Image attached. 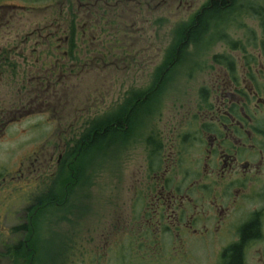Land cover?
I'll return each instance as SVG.
<instances>
[{
    "label": "flooded vegetation",
    "instance_id": "af4514ba",
    "mask_svg": "<svg viewBox=\"0 0 264 264\" xmlns=\"http://www.w3.org/2000/svg\"><path fill=\"white\" fill-rule=\"evenodd\" d=\"M11 1L0 0V33L9 35L0 36L5 40L0 44V77H15L19 102L16 108H0V141L13 139L5 130L20 123L29 124V134L35 138L30 155L13 168L0 165V264H32L40 217L54 216L66 206L70 180L62 185L56 176L71 179L72 164L81 151L109 148L103 142L109 136L117 141L110 145L112 156L120 155L116 143L140 136L144 140L145 167L136 177L139 186L129 228L122 236L146 264H169L174 255L183 263L184 255L203 243L218 247L215 264H227L231 249L241 245V264H247L250 251L264 245V65L256 66L260 57L252 55L238 68L231 55L215 54L216 68L210 70L199 99L176 122L159 126L154 115L160 108L155 93L171 80L172 74H165L154 89L150 83L144 93L128 90L114 109L106 108L92 118L81 115L74 123L71 117L64 119L68 124L61 129L63 118L55 96L84 66L97 68L109 59L100 51H82V46L111 42L107 28L126 8L131 21L124 30L134 37L142 33L141 22L148 20L144 12L154 10L152 2L64 0L56 13V0ZM40 9L48 11L41 19ZM18 18L25 27H17ZM126 37L116 41L133 44ZM190 41L187 48L197 44ZM139 42L145 41L134 44ZM182 42L181 37L177 45ZM177 45L170 53L173 60L187 54V48L180 52ZM127 55L150 60L142 47ZM216 56L221 62L215 61ZM114 59L123 60L118 55ZM58 187L64 189L63 203ZM251 226L257 231L244 237ZM116 243L119 252L120 242ZM162 252L167 257L158 259ZM259 261L264 264L263 257Z\"/></svg>",
    "mask_w": 264,
    "mask_h": 264
},
{
    "label": "rangeland",
    "instance_id": "374dc122",
    "mask_svg": "<svg viewBox=\"0 0 264 264\" xmlns=\"http://www.w3.org/2000/svg\"><path fill=\"white\" fill-rule=\"evenodd\" d=\"M25 1L28 0L11 2L21 4ZM150 1L154 10L144 12L148 20L141 22L142 33L136 32L134 37L127 29L124 30L131 21L126 8L115 25L107 28L111 35L106 34V37H112L111 42L87 45V49L82 46V51H100L108 55L109 59L97 68L95 64L84 66L82 72L68 80L69 85L66 84L59 95L55 96L53 101L59 109L57 113L63 118L61 129H64V123L68 124L66 121L70 117L71 123H74L81 115L88 114L92 118L106 108L112 109L113 105L125 99L128 90L129 93H144L150 83L154 89L160 76L162 78L165 74H172L171 80L166 87L155 93L160 108L154 115L159 126L170 121L176 122V117L185 115L193 102L199 99V91L206 86L210 70L216 68L212 60L215 54L231 55L238 68L247 65L252 55L260 57L256 66L264 65L263 28L261 18L255 15V11L264 8V0H235L234 6H237L229 12L227 19L218 23L217 20L213 21L206 35L199 38L197 44L188 47L185 51L187 54L175 64L168 62L172 49L180 41L184 28L208 0ZM63 2L56 0L53 3L56 13ZM47 13L40 9V19ZM15 23L19 28L26 26L21 24L19 18ZM2 32L0 36L7 39L9 35ZM1 37L0 44L4 45L5 40ZM123 37L132 38L134 42H145H133L136 47L132 48L133 44L116 41ZM228 41H238L235 43L236 49H232ZM140 46L146 48L150 60H144L141 56L136 60L128 57V53L137 52ZM239 47L245 50L242 52ZM116 55L123 60L114 59ZM12 78H15L12 74L0 77V108H16L19 102L16 91L18 87L15 86L18 82ZM28 128L27 123L7 127L5 132L12 133L13 139L4 138L0 141V165L13 168L16 161L32 153L29 148L35 137H31ZM103 142L109 148L99 149L96 146L87 151L82 150L78 161L73 159L75 163L72 164L74 172H70L71 179L64 174L56 176L55 180L62 185L65 179L70 180L69 195L65 207H59L54 216H41L36 224L32 264H146L139 256L141 253L127 245L122 236L129 228L135 186H139L136 177L145 167L143 137L128 139L122 145L120 142L113 145L118 146L119 156H112L110 152L111 143L117 141L109 136ZM84 159L86 161L82 164ZM58 188L63 203L64 189ZM116 242H120L119 252ZM64 245L67 248L60 254ZM217 252V246L207 247L203 243L188 255L185 254L183 263L181 258L176 259L174 255L169 264H215ZM166 257L167 253L162 252L158 259ZM261 257L264 259V245L250 251L247 264H260ZM156 258V253H153V259Z\"/></svg>",
    "mask_w": 264,
    "mask_h": 264
},
{
    "label": "trees",
    "instance_id": "16d2710c",
    "mask_svg": "<svg viewBox=\"0 0 264 264\" xmlns=\"http://www.w3.org/2000/svg\"><path fill=\"white\" fill-rule=\"evenodd\" d=\"M235 0H211L209 1L206 6H204L198 14L192 19V23H190L187 27L184 28L182 38L183 42L179 43L177 46L180 45V52H183L185 48L189 45L187 41L190 42H197L199 38H202L206 35L207 31L212 26L213 21L217 20V23L219 21L227 19L229 12L234 9L236 6H234ZM262 7V6H261ZM255 11V9H254ZM256 17L261 18V26L263 28V34H264V8L260 11H255ZM264 38V37H263ZM235 42H229V46L231 45L232 49L236 48ZM251 42V41H250ZM263 48H264V39L262 41ZM241 50H245L241 47H239ZM177 51L174 50L173 53ZM169 63H177L179 59L173 60L171 56L168 59ZM216 62H221V59L219 56L215 57ZM174 63V64H175ZM166 76V75H165ZM257 228L254 226L248 227L244 230V237H249L253 234V232H256ZM228 263L227 264H241V245H235L227 257Z\"/></svg>",
    "mask_w": 264,
    "mask_h": 264
}]
</instances>
